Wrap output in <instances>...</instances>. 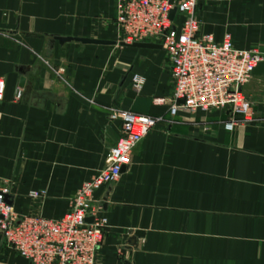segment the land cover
Wrapping results in <instances>:
<instances>
[{"label": "crops", "instance_id": "crops-1", "mask_svg": "<svg viewBox=\"0 0 264 264\" xmlns=\"http://www.w3.org/2000/svg\"><path fill=\"white\" fill-rule=\"evenodd\" d=\"M197 2L201 34L229 35L264 61V0ZM115 16V0H0V178L14 207L63 216L120 137L112 113L161 118L95 195L106 220L95 264H264V76L245 89L252 122L230 129L221 111L171 116L162 49L58 40H113ZM30 191L45 197L30 201ZM0 264L30 263L0 244Z\"/></svg>", "mask_w": 264, "mask_h": 264}, {"label": "built area", "instance_id": "built-area-1", "mask_svg": "<svg viewBox=\"0 0 264 264\" xmlns=\"http://www.w3.org/2000/svg\"><path fill=\"white\" fill-rule=\"evenodd\" d=\"M197 7V0H115L117 37L126 45L162 47L173 83L168 101L171 116L221 111L230 129L252 122L253 103L244 89L261 56L256 50L236 48L229 35L217 43L212 35L201 34ZM172 10L175 15L170 20ZM144 83L142 76H133L136 93ZM4 93L5 82L0 78V102ZM20 97L18 92L16 99ZM110 119L120 121V137L107 150L103 169L76 190L63 216L46 219L18 213L8 181L0 178V240L5 249L30 264H95L106 228L95 195L120 179L134 149L162 122L129 111L114 112ZM27 197L43 199L45 192L30 191Z\"/></svg>", "mask_w": 264, "mask_h": 264}, {"label": "water", "instance_id": "water-1", "mask_svg": "<svg viewBox=\"0 0 264 264\" xmlns=\"http://www.w3.org/2000/svg\"><path fill=\"white\" fill-rule=\"evenodd\" d=\"M175 15V10H172L170 13V20H173ZM60 43H64V42H70L72 40L76 41V42H80L83 44H94V45H116L115 42H110V41H101V40H91V39H70V38H66V39H58ZM121 47H130V48H135V49H152V50H161L162 47L160 45L157 44H153V43H134L132 45H126L124 43H119L118 44ZM22 77L20 78L19 81V89L17 91V93L19 92L22 96L23 93V88L25 87L26 84V78L24 77V72L21 71ZM252 76L253 77H261L264 76V61L259 62L257 64V66L253 69L252 71ZM17 96V95H16ZM21 99V97H20ZM19 99V100H20ZM88 222H91L92 219H88ZM142 234L140 233H136L133 237L132 240H135V238L141 237Z\"/></svg>", "mask_w": 264, "mask_h": 264}, {"label": "rangeland", "instance_id": "rangeland-1", "mask_svg": "<svg viewBox=\"0 0 264 264\" xmlns=\"http://www.w3.org/2000/svg\"><path fill=\"white\" fill-rule=\"evenodd\" d=\"M110 42H115L116 43V46H119L118 44L121 42V41H119V38L117 37V34H116V36L114 37V39L113 40H110ZM245 89H246V87H245ZM245 89H244V94L247 96V94H246V91H245ZM37 200H40V199H30V201H37ZM17 212L18 213H21L22 215H29V214H24V213H22L20 210H17ZM32 216V215H31ZM0 244L1 245H3V243L1 242V240H0Z\"/></svg>", "mask_w": 264, "mask_h": 264}]
</instances>
